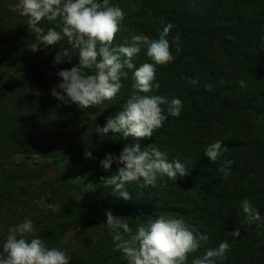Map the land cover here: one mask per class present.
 <instances>
[{
    "label": "trees",
    "instance_id": "trees-1",
    "mask_svg": "<svg viewBox=\"0 0 264 264\" xmlns=\"http://www.w3.org/2000/svg\"><path fill=\"white\" fill-rule=\"evenodd\" d=\"M16 3L0 0V253L9 227L27 217L49 248L61 247L76 226L90 233L97 247L75 264H127L103 226L110 210L127 218L133 232L137 217L146 222L165 215L207 235L187 264L224 241L229 251L216 264H264V0H110L125 14L116 44L140 34L157 39L168 23L170 43L177 33L181 38L179 53L171 47L173 62L156 66L160 88L152 93L179 99L181 115L169 116L151 139L139 141L95 132L129 99L132 72L114 101L86 110L61 103L51 94L62 82L57 73L77 65L78 57L55 64L66 40L32 52L37 41L27 18L11 10ZM40 26L47 31L55 24ZM133 62L137 68L152 63L143 49ZM197 78V84L189 83ZM217 140L227 151L212 162L204 152ZM134 143L142 150L158 147L189 174L175 181L159 177L155 187H145L143 180L129 183V201L113 196L101 177L118 174L120 165L105 170L99 152L118 156ZM37 156L55 163H38ZM225 160L234 161L227 177L218 171ZM85 164L87 179L77 181ZM244 199L259 210L261 221L245 223ZM44 202L48 206L41 209ZM235 229L239 237L229 234Z\"/></svg>",
    "mask_w": 264,
    "mask_h": 264
},
{
    "label": "clouds",
    "instance_id": "clouds-1",
    "mask_svg": "<svg viewBox=\"0 0 264 264\" xmlns=\"http://www.w3.org/2000/svg\"><path fill=\"white\" fill-rule=\"evenodd\" d=\"M11 10L27 18L28 29L37 41L31 46L32 52L39 51L40 45L54 47L66 40L68 47L58 50L55 64L71 63L74 56L78 57L77 65L57 73L62 82L51 90V94L61 103H72L86 110L114 101L124 87L122 81L129 78V71L132 72L130 97L122 110L115 117H109L103 127L95 126V132L101 137L112 132L125 139H151L169 116L181 115L183 105L179 99L169 100L152 94L160 88L156 82V66L173 62L172 45H176L177 53L180 52L179 33L172 37L171 43L168 39L173 28L171 23L163 27L157 39L140 34L116 44L125 14L119 6L111 5L110 0H17ZM44 21L54 23L55 27L45 31L40 26ZM142 49L146 50L152 63H144L137 68L133 61ZM189 83L197 84L198 78ZM240 86H245L243 81ZM205 87L211 89L212 86ZM165 105L167 113L162 107ZM226 151L222 141L217 140L207 146L204 154L216 162ZM85 156L91 158L92 153L86 152ZM114 162L120 165L118 174L108 179L101 177V180L106 186H111L113 196L124 201L131 200L125 189L129 183L143 180L145 187H155L159 177L175 181L178 176L189 174L185 164L178 159L170 161L166 152L153 145L143 150L139 143L126 145L118 156L106 154L101 166L110 170ZM233 163L225 160L218 171L227 177ZM87 187L91 189L92 183L89 182ZM240 206L245 223L251 225L262 220L259 210L250 200H242ZM106 217L107 222L103 226L112 235L113 250L121 252L127 264H187L189 255L208 241L207 235L196 232L183 219L160 215L140 222V217H137L136 231L133 232L127 218L114 216L110 210ZM38 231L33 220L27 217L9 227L2 244L0 264H70L71 257L59 248L46 246L36 235ZM229 234L239 237L240 231L235 229ZM229 248L227 241L221 242L202 257L194 258L192 264H216L217 259L225 258Z\"/></svg>",
    "mask_w": 264,
    "mask_h": 264
},
{
    "label": "rangeland",
    "instance_id": "rangeland-1",
    "mask_svg": "<svg viewBox=\"0 0 264 264\" xmlns=\"http://www.w3.org/2000/svg\"><path fill=\"white\" fill-rule=\"evenodd\" d=\"M23 79V78H22ZM99 160L102 161L105 156L103 153L99 152ZM38 163L46 164V163H55L54 160L51 159V161L44 156H37ZM63 165H59L58 169H62ZM88 166L85 164L81 168L80 174L77 178V181L84 182L87 179V175L85 173L84 169H87ZM57 169V168H55ZM48 205L46 202L40 204L41 209L47 207ZM96 243L97 241L95 238L88 233L87 231L83 230L80 226L74 227L72 230L69 231V233L66 236L65 242L61 247H59L60 250L65 251L70 257V264H75L80 258L88 251H90V254L93 253L96 249Z\"/></svg>",
    "mask_w": 264,
    "mask_h": 264
}]
</instances>
